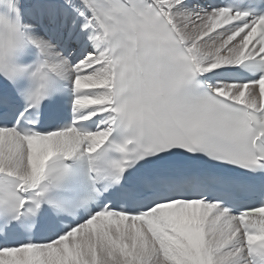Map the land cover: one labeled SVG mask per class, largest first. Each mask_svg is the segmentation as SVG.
Wrapping results in <instances>:
<instances>
[{
  "label": "snow or ice",
  "instance_id": "6c2138e0",
  "mask_svg": "<svg viewBox=\"0 0 264 264\" xmlns=\"http://www.w3.org/2000/svg\"><path fill=\"white\" fill-rule=\"evenodd\" d=\"M4 5L0 264H264V0Z\"/></svg>",
  "mask_w": 264,
  "mask_h": 264
},
{
  "label": "clouds",
  "instance_id": "9594fccd",
  "mask_svg": "<svg viewBox=\"0 0 264 264\" xmlns=\"http://www.w3.org/2000/svg\"><path fill=\"white\" fill-rule=\"evenodd\" d=\"M4 8H5L4 0H0V17H4L7 14ZM3 29H4V25L0 23V31H2Z\"/></svg>",
  "mask_w": 264,
  "mask_h": 264
}]
</instances>
